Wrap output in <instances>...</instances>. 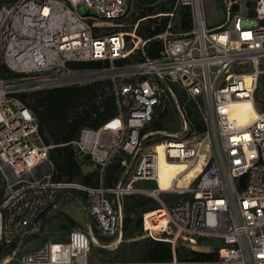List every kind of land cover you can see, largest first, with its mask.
<instances>
[{
  "label": "built area",
  "instance_id": "2783aa9c",
  "mask_svg": "<svg viewBox=\"0 0 264 264\" xmlns=\"http://www.w3.org/2000/svg\"><path fill=\"white\" fill-rule=\"evenodd\" d=\"M127 2L11 0L0 7V264L15 255L1 259L4 249L70 189L87 194V210L99 233L116 236L115 244L122 240L124 197L154 198L160 206L143 214L144 236L170 243L172 259L92 261L97 241L89 228L72 230L64 242H46L14 264H264V108L258 110L255 102L258 89H264V0H220L224 20L215 26L207 21L203 0H175L169 12L153 16H165L168 23L157 36L163 42L160 56L145 60L130 59L146 44L136 33L138 23L130 33L106 31L124 15ZM182 7L190 9L192 28L175 33ZM126 35L132 37L129 48ZM89 62L107 65L72 66ZM96 81L111 82L117 113L99 129H82L70 143L80 159L89 157L99 169V185L55 181L49 158L53 146L44 144L39 119L23 97ZM172 84L202 98L207 130L196 140L165 134L160 145L167 160L183 162L188 169L202 155L204 162L187 186L177 188L175 182L170 190H161L158 145L137 155L145 138L156 133L141 136L155 107L167 92L177 102ZM247 100L257 115L250 124L239 125L230 107ZM179 111L188 130L186 115ZM120 152L137 158V168L128 182L106 187V170ZM139 181L157 187L141 189L135 186ZM162 192L189 197L167 205ZM185 232L213 240V250L182 244L177 237ZM179 245L216 257L181 260Z\"/></svg>",
  "mask_w": 264,
  "mask_h": 264
},
{
  "label": "trees",
  "instance_id": "16d2710c",
  "mask_svg": "<svg viewBox=\"0 0 264 264\" xmlns=\"http://www.w3.org/2000/svg\"><path fill=\"white\" fill-rule=\"evenodd\" d=\"M11 0H0V7ZM219 5L220 0H217ZM175 0H136V14L128 20L127 24L133 29L138 23L136 33L146 44L141 47L136 54H132L130 59L145 60L158 58L163 49V42L157 39L158 35L165 32L168 18L153 17L159 13L169 12ZM180 26L174 30L175 33H186L192 28L191 12L188 7H182L179 11ZM120 23V22H118ZM125 32H129L125 30ZM130 36L126 35V41ZM131 44L128 45V48ZM107 63L89 62L74 64L73 67L79 68H100ZM176 95L174 98L169 92L167 97H163L159 105L154 109L152 121L149 122L141 131V136L156 133H174L178 130V124L174 121L170 104L178 106L184 111L188 121L187 137L201 138L206 133V123L203 117V100L201 97L192 98L181 86L172 84ZM23 99L36 113L40 122V135L44 144L53 146L49 150V158L54 165V180L76 182L85 186L99 185V169L94 167L88 169L93 163L89 157L80 159L70 142L76 140L82 129H99L105 122L116 115L117 108L114 96L111 92L110 81H96L85 85H75L69 87L55 88L43 92H36ZM255 101H259V95L255 94ZM175 103V104H174ZM264 108V102H260ZM174 109V108H173ZM175 113L176 112V109ZM168 136L160 137L155 143H161ZM125 161V165H123ZM132 161V157L125 152L118 153L106 170L104 185L106 187L116 186L122 179L125 180L127 165ZM197 179L193 182V185ZM156 188V183L153 182ZM80 198L87 206V194L82 190L70 189L62 191L56 201L49 205L41 215L42 220L52 206L67 203L68 196ZM189 197L185 194L160 193V198L167 204L173 205L180 200ZM124 203V218L122 223V240L119 245L112 250H108L116 236H103L99 233L95 220H92V231L101 247L92 244L90 260L92 261H143V262H165L172 259L171 244L165 241L155 240L151 237H144L142 217L145 212L157 209L160 205L152 197L144 194L126 195ZM60 218L56 223V228L70 232L76 229L79 224L70 215L60 213ZM37 223L35 220L23 231H30ZM23 232L19 234L13 242L8 245L2 254L1 259L17 255L20 243L23 239ZM68 239V237H67ZM66 239V240H67ZM177 257L183 259H210L215 258L216 254H206L194 251L183 245L177 247ZM98 258V259H97ZM18 260V259H17ZM16 260V261H17Z\"/></svg>",
  "mask_w": 264,
  "mask_h": 264
},
{
  "label": "rangeland",
  "instance_id": "374dc122",
  "mask_svg": "<svg viewBox=\"0 0 264 264\" xmlns=\"http://www.w3.org/2000/svg\"><path fill=\"white\" fill-rule=\"evenodd\" d=\"M163 0H158V2ZM204 6H205V15L207 18V21L210 26H215L219 23H221L224 20V13L222 10V7L219 5L217 0H203ZM136 0H128L127 2V8L124 12V15L117 21L120 23H114L111 27H107L106 31L113 29L116 32H124L125 30H128L132 32L133 29H130V25L127 24L128 20H130L135 14H136V8H135ZM117 24V25H116ZM132 37L130 36V40L127 41L128 45L132 43ZM263 88H259L256 92L259 95V101L256 102V107L258 110L262 109V106L260 102H264V92ZM175 104V103H174ZM170 110L172 112V115L174 117V121L178 124V130L174 134L178 138L185 139L190 138L193 140L200 139V138H191L187 137L188 130L184 129L182 127V116L179 111V106L177 104V107L175 105L173 106L172 103L170 104ZM176 112L175 113V110ZM168 133H155L153 135H150L149 137L145 138V141L143 142L142 149L138 153L137 157L144 152H147L149 150H152L155 148V145H160V143H155L160 137L164 136ZM205 154L208 153L207 150L204 151ZM95 166L87 167L88 169H93ZM137 168V158L133 159L132 161L127 165L126 169V175L125 180L128 182V180L132 177L133 173L135 172ZM136 187L145 189V190H152V188L155 187L154 183L151 181H139L135 184ZM168 194H178L170 193V192H164ZM60 213H64L66 215H70L75 219L76 222H78L79 226L76 229H80L82 231L88 232L89 228H92V220L90 219L88 215L87 206L81 201L80 198H74L72 196H68L67 203L63 205L62 203H58L49 209L46 216L37 222V225L33 227L30 231L23 232V239L20 243V247L17 251V255L11 259L7 264H14L17 259H19L23 254L26 252L36 250L41 248L46 242L52 241V242H64L66 241L68 234L67 230H61L56 228V223L58 222L60 218ZM62 217V216H61ZM146 237V236H144ZM95 238V236H94ZM97 242H93V246L95 247H101V244L99 241L95 238ZM116 240V239H115ZM115 240L110 244V247H108V250H112L116 248L115 246L119 245L115 244ZM177 240L181 242L182 244H190L192 248L196 250H204L210 251L213 250L215 243L209 240H198L194 238H187L186 236L179 234L177 237ZM112 245V246H111ZM98 259V258H97Z\"/></svg>",
  "mask_w": 264,
  "mask_h": 264
},
{
  "label": "bare ground",
  "instance_id": "6f19581e",
  "mask_svg": "<svg viewBox=\"0 0 264 264\" xmlns=\"http://www.w3.org/2000/svg\"><path fill=\"white\" fill-rule=\"evenodd\" d=\"M257 115L256 108L250 101L234 102L230 107V116L234 118L239 125L250 124ZM158 183L161 190H170L174 183H177V188L185 187L201 170L204 162V156L200 157L198 164L193 168H189L185 163L180 161H169L166 159L163 152V147L158 145ZM187 238L198 240H209L206 236L196 233H181ZM215 243V242H214Z\"/></svg>",
  "mask_w": 264,
  "mask_h": 264
},
{
  "label": "water",
  "instance_id": "95a60500",
  "mask_svg": "<svg viewBox=\"0 0 264 264\" xmlns=\"http://www.w3.org/2000/svg\"><path fill=\"white\" fill-rule=\"evenodd\" d=\"M43 214V212L41 214L38 215V217L35 219V222L37 223L41 217V215Z\"/></svg>",
  "mask_w": 264,
  "mask_h": 264
},
{
  "label": "crops",
  "instance_id": "0c3cea01",
  "mask_svg": "<svg viewBox=\"0 0 264 264\" xmlns=\"http://www.w3.org/2000/svg\"><path fill=\"white\" fill-rule=\"evenodd\" d=\"M198 173H199V172H198ZM198 173H197V174H198ZM197 174H196V175H197ZM192 180H193V179H192ZM192 180H191V181H192ZM191 181H190V182H191ZM190 182H189V183H190ZM189 183H188V184H189ZM188 184H187V185H188ZM187 185H186V186H187Z\"/></svg>",
  "mask_w": 264,
  "mask_h": 264
}]
</instances>
